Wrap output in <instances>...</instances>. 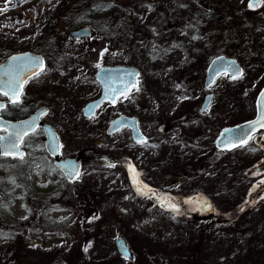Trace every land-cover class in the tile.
<instances>
[{
	"label": "rangeland",
	"instance_id": "obj_1",
	"mask_svg": "<svg viewBox=\"0 0 264 264\" xmlns=\"http://www.w3.org/2000/svg\"><path fill=\"white\" fill-rule=\"evenodd\" d=\"M72 2L0 0V8L7 7L0 11V55L43 47L55 31L61 34V17ZM247 2L119 0L100 14L131 9L139 25L134 40L108 56L107 43L97 34L82 46V62L50 81L52 99L78 111L100 90L85 80L93 66L114 59L138 66L139 91L133 89L116 108L138 115L145 133L158 137L137 144L123 133L107 136L103 129L112 114L107 104L95 120L67 116L66 127L83 131L81 139L69 137L70 143L90 144L95 134L98 150L130 157L147 182L185 209L208 198L216 211L184 216L161 209L150 196L138 194L129 169L84 165L77 192L52 176L5 193L0 264H264V189L254 192L264 180L259 170L264 152L253 139L234 150L215 144L222 127L255 113L264 85V5L251 10ZM156 15L171 25L164 37L158 35L160 24L152 22ZM218 53L237 55L245 73L234 80L219 77L210 88L212 106L200 113L205 70ZM13 183V178L3 181L4 186ZM32 191L48 198L42 216L32 213L37 208ZM120 235L134 248L136 260L118 253Z\"/></svg>",
	"mask_w": 264,
	"mask_h": 264
},
{
	"label": "flooded vegetation",
	"instance_id": "obj_2",
	"mask_svg": "<svg viewBox=\"0 0 264 264\" xmlns=\"http://www.w3.org/2000/svg\"><path fill=\"white\" fill-rule=\"evenodd\" d=\"M115 5V4H114ZM67 11V10H66ZM101 17V16H100ZM99 18L98 14L95 12V23ZM68 19L67 16L61 17L60 25L63 26L64 31H60L61 34H54L53 37L57 41V48L50 50L51 44L47 42L43 44V49L39 48L45 57V66L39 75H34L31 77L24 85L23 93L19 97V102L13 104L10 101L11 97H5L0 94V102H2L5 107L0 108V136L8 132V129L4 127L3 120L16 121L19 119H25L37 111L41 110V115L39 118V125L35 128L34 131L27 133L23 137V140L20 144L21 149H23V159L19 155H4L2 154L0 148V231L3 229V205L4 199L7 197L6 192H10L17 188L29 189L30 185L34 184L35 181L47 182L52 176H56L62 184L75 185L79 186L82 183L81 173L84 165L90 166L92 169L95 167V157L99 159V156L102 152H97L95 149V134L93 136V141L90 144H85L76 146L74 140L70 143L69 137L73 139H81L83 136V131L81 128H71L66 127L65 120L69 115L70 120H73L76 115H80L84 119H94L99 110L105 105L112 106V114L108 121L105 124L104 129L107 130L110 122L120 114H129L125 111H119L116 108L118 102L123 98L121 96L115 103L104 102L98 109L97 112L92 116H87L85 113V105L95 98L99 97L102 92V86L100 81L97 78V70L100 65H115L117 64L116 59L111 62L107 61L99 64L97 67L93 66L90 69L89 74L85 76L87 82L100 90L95 93L93 97L87 100L77 111L75 108H69L59 103H56L52 99V89L50 85L51 76L54 74H68L71 71V64L79 65L82 62L80 56V51L82 46L95 35H100L104 41H107L109 36L105 35L100 29L96 26H93L90 23H83L76 27H70L68 22L65 21ZM89 24L92 28V33L88 36H76L73 34V31L80 26ZM59 30V28L57 29ZM56 32V31H55ZM60 41V42H58ZM109 44V43H108ZM42 47V45L40 44ZM108 46V45H107ZM35 47V46H34ZM115 45H109L104 52L108 56H115ZM13 51H6L4 54L0 55V63H2L8 56L14 53ZM237 56V55H233ZM83 64V63H82ZM223 77L229 80L228 74H223ZM130 96V94H128ZM212 106V105H211ZM210 106V107H211ZM142 123V120L140 118ZM44 124H50L55 128L54 139L58 141L59 146H56L55 142H50L48 132ZM66 125V126H65ZM74 126V124H72ZM126 134L129 142H132L131 139V128L123 127L120 130L108 134V136H115L116 134ZM71 145H70V144ZM51 145V147H50ZM52 147L56 148L55 152H58V155L54 154ZM98 150V149H97ZM99 151V150H98ZM67 158H79L81 170L79 178L70 179L67 176V172L59 167L56 163L58 159H67ZM115 163H108L109 165H119L121 167L124 159L119 160ZM107 162H104V164ZM121 164V165H120ZM8 178H13L14 183L12 185L4 186L3 181ZM78 187H76L77 189ZM161 196H167L163 191L160 190ZM9 197V196H8ZM32 197L37 205L36 209H33L32 213L36 216H42V213L45 212L47 207V197L45 193H39L32 191ZM170 197V196H167ZM11 199V197H9ZM24 222L19 221V225H23Z\"/></svg>",
	"mask_w": 264,
	"mask_h": 264
},
{
	"label": "water",
	"instance_id": "obj_3",
	"mask_svg": "<svg viewBox=\"0 0 264 264\" xmlns=\"http://www.w3.org/2000/svg\"><path fill=\"white\" fill-rule=\"evenodd\" d=\"M73 34L76 36H88L91 34V28L89 26H84V27H81L73 31ZM14 57L18 59L13 60ZM22 64L27 65V66L24 67L21 72L20 65ZM43 65H44V57L41 53H37L34 51H30V50L14 53L11 56H9L7 59H5L2 63H0V80L6 81L9 79V76L6 75V73H16V72H21V75L27 80L30 76L39 72L41 66L43 67ZM224 71H229L231 76L233 74H236L237 76L243 73V68L234 58H229L225 55L216 56L212 60L211 64L209 65L207 69L206 86H209L210 82L212 84L215 78ZM139 76H140V70L138 67L134 65H102L100 66L97 70V78L102 83V93L98 98L90 101L85 106V113L87 115H92L96 113L97 108L104 101L106 100L111 101L110 97L112 96V90H117L115 92V96L117 98L118 96H120L119 90L123 89L125 85H128L130 89L138 85ZM133 77L135 78L134 82L129 84V81H132ZM261 93H264V87L259 93L258 98H257L256 116L252 119L236 124L234 126H228V127L223 128L217 139V145L219 147L222 148V147H225V145H227V147L231 148L232 146H231V143H229L230 141L239 144V140L242 137H244L246 133L251 135L253 132H255L259 128L257 126L254 130H250L249 122L255 121L258 117L259 104L262 100ZM212 96H213L212 94L206 95L202 103V107H201L202 111L207 109V107L209 106L212 100ZM41 110L42 109H40L36 113V115H33L23 120H18V121H9L6 119L3 120V125L4 127L8 129V132L0 136V138H2L0 139V144H3L7 148L8 151L14 153L11 155H15L18 153H15L14 149H11L10 147H8L9 134L17 130L23 129L25 127V122L35 121V124L37 126L39 123V115L42 113ZM44 125L48 132L50 142L52 143L53 140L56 141L54 139L55 130L49 124H44ZM126 125H129L133 129V137L137 141H142V140L144 141L147 139L146 135L143 133V131L141 130L139 126L138 117L129 116L125 114L117 116L110 122L108 132L109 133L114 132ZM30 131H32V129H28V133ZM55 135H56V132H55ZM256 141L259 142L264 147V133L258 135L256 137ZM20 143L21 142L18 143V148H19ZM55 144L56 146H59L58 141H56ZM1 150L3 153L4 148H1ZM19 152L23 153L22 150H19ZM55 153H58V152H55ZM102 158L108 161H112V159L109 158L107 155H102ZM56 162L60 167L67 170L68 175L69 173H74L75 171H79V158L69 159V160L58 159ZM261 167L264 168V161ZM74 177L75 175H72L70 178H74ZM142 184L147 186V188L144 189V192H150L148 191L149 189L155 190L149 185L145 184L143 181H142ZM261 186H264V183H262ZM155 192L157 193V195L154 197L158 198L159 197L158 191L155 190ZM211 209L212 207H211V203L209 200L205 201L201 206L197 208L199 213H205V212L210 211ZM116 245L118 247L119 252L122 255L126 257H130L131 259L136 258V255L133 252L132 248L127 244L126 240L122 236L116 239Z\"/></svg>",
	"mask_w": 264,
	"mask_h": 264
},
{
	"label": "snow or ice",
	"instance_id": "obj_4",
	"mask_svg": "<svg viewBox=\"0 0 264 264\" xmlns=\"http://www.w3.org/2000/svg\"><path fill=\"white\" fill-rule=\"evenodd\" d=\"M264 5V0H249V7L250 8H256V7H260ZM0 11H7V7L4 8H0ZM18 58H13V60H16ZM27 65H20L21 68V72L23 70L24 67H26ZM40 70L42 71V66L40 68ZM21 72H16V73H6V75L9 76V79L6 81H2L0 80V94H2L5 97H11L10 101L13 104H16L19 102V97L22 93V89H23V85L24 83H26V79L21 75ZM36 75H39V72L36 73ZM232 79H236L237 76L236 74H233L231 76ZM134 77L132 81H129V84L134 82ZM209 87H211V82L209 83ZM7 89V90H5ZM137 91H139V88H136ZM117 90H112V96L111 98V102L115 103L116 102V96H115V92ZM130 91V88L128 85H125V87L123 89H120V95L123 96L124 99L128 98V92ZM107 95V94H106ZM261 97L262 100L259 104V114L258 117L255 121L249 122V129L250 130H254L257 126L259 128H264V93H261ZM5 107L4 104L0 103V108ZM36 124L35 121L32 122H25V127L23 129L17 130L13 133H10L8 136V147H10L11 149L15 150V153H18L20 158L23 159V153L19 152V148H18V143L22 142L23 137L25 135H27L28 133V129H32L33 131L35 130ZM254 137L248 133L245 134L244 137H242L239 140V144L234 143V142H229L231 143L232 147H243L244 145H246L249 140L253 139ZM2 139V138H0ZM141 143H144L146 141H140ZM51 147V145H50ZM225 147H227V145H225ZM0 148H4V151L2 154L4 155H11L14 154L13 152H10L7 150V148L3 145L0 144ZM52 151L53 153H55L56 148L52 147ZM130 168V172H131V178L133 181V184L137 186L138 191L141 194H147L144 192V189L147 188L146 185L142 184V181L139 180V173H137L135 171L134 166H129ZM72 175H75L76 178H79V171H75L74 173H69V176L71 177ZM148 191H150L152 193L153 196H156L157 193L155 192V190L149 189ZM158 200L160 202L161 207H167L169 209H171L173 212H177L179 213V208L177 207L176 203L172 202V198L171 197H167V196H163V197H158ZM188 203H191L192 201H186ZM0 235H3L2 233H0Z\"/></svg>",
	"mask_w": 264,
	"mask_h": 264
},
{
	"label": "trees",
	"instance_id": "obj_5",
	"mask_svg": "<svg viewBox=\"0 0 264 264\" xmlns=\"http://www.w3.org/2000/svg\"><path fill=\"white\" fill-rule=\"evenodd\" d=\"M118 1L119 0H73L67 11L64 13V17H68L65 23L68 22L70 27H76L83 23H90L93 26L96 24L100 29L99 31L109 36L106 41L108 46L111 44L124 48L134 40L136 29L139 28V25L135 24L132 19L133 11L129 9L119 13L111 12L105 16H101L100 14L101 12L110 11ZM95 12H98L101 16L96 20V23ZM163 19L160 15H156L152 22L160 24V26L158 25V35L164 37V34L167 35L165 29L170 28L171 25H169L167 19L164 21ZM54 34L55 32L52 35ZM49 43L51 44L52 49L57 48V41L53 36H50ZM36 47L43 49L40 45H37ZM14 247H16V244Z\"/></svg>",
	"mask_w": 264,
	"mask_h": 264
}]
</instances>
